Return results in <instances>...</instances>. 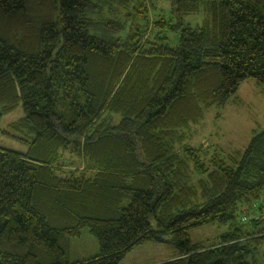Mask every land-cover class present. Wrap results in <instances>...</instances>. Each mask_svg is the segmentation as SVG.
I'll use <instances>...</instances> for the list:
<instances>
[{
  "label": "trees",
  "instance_id": "trees-1",
  "mask_svg": "<svg viewBox=\"0 0 264 264\" xmlns=\"http://www.w3.org/2000/svg\"><path fill=\"white\" fill-rule=\"evenodd\" d=\"M249 80L264 0H0V136L22 105L30 145L0 144V264H121L148 243L175 245L163 264H264V128L244 149L193 142ZM66 153L85 170L62 176ZM84 228L100 251L70 262Z\"/></svg>",
  "mask_w": 264,
  "mask_h": 264
},
{
  "label": "rangeland",
  "instance_id": "rangeland-1",
  "mask_svg": "<svg viewBox=\"0 0 264 264\" xmlns=\"http://www.w3.org/2000/svg\"><path fill=\"white\" fill-rule=\"evenodd\" d=\"M168 2L159 3L160 8L169 11L166 8ZM168 14V12H166ZM205 18V11L191 14L185 17V23L192 26L203 23ZM240 101L238 103L229 104L222 109H212L208 112L202 127L198 128V133L193 140L194 143L204 142L205 146L210 143L218 144L225 150L230 149H244L250 139L255 135V131H260L264 128V85H258L255 80L246 81L240 87L238 92ZM25 117L23 106H18L14 111L6 114L1 119V127L8 130L10 133H3L0 136V144L2 147L14 150L21 153H27L29 150V143L20 139L21 133L11 131L10 125ZM116 123L121 120L119 115L115 116ZM14 134V135H13ZM18 136V137H17ZM197 140V141H196ZM230 148V149H229ZM72 154L66 153L65 158L69 159L63 163L66 171L62 176L72 175L73 168H80L85 170L84 159ZM72 159L78 160L75 164H70ZM80 160V161H79ZM64 167V166H63ZM77 169V168H76ZM65 170V169H64ZM261 210L257 213L254 207L250 214H257L264 219V194L261 201ZM249 214V213H248ZM223 227L218 225L205 226L190 233L193 241H202L207 237H212L219 234ZM142 246H147L140 248ZM142 246H137L134 251L130 252L121 264H163L172 259L177 254V249L172 243L157 244L148 243ZM154 246L155 248H148ZM100 251L99 242L97 238L90 232L88 228L82 230L81 236L71 239V247L69 252L70 262L81 261L97 255ZM137 252V253H136Z\"/></svg>",
  "mask_w": 264,
  "mask_h": 264
},
{
  "label": "crops",
  "instance_id": "crops-1",
  "mask_svg": "<svg viewBox=\"0 0 264 264\" xmlns=\"http://www.w3.org/2000/svg\"><path fill=\"white\" fill-rule=\"evenodd\" d=\"M145 245V244H144ZM155 245H157V244H155ZM142 246V245H141ZM139 247V246H138ZM144 247H147V246H142V247H140V248H144ZM155 248L154 246H148V248L147 249H149V248ZM156 249V248H155ZM135 250V249H134ZM133 250V251H134ZM137 253V252H136ZM174 257H176V254L172 257V258H174Z\"/></svg>",
  "mask_w": 264,
  "mask_h": 264
}]
</instances>
